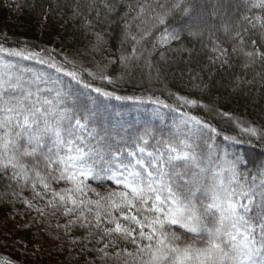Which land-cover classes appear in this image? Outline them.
Instances as JSON below:
<instances>
[{"label": "snow or ice", "instance_id": "snow-or-ice-1", "mask_svg": "<svg viewBox=\"0 0 264 264\" xmlns=\"http://www.w3.org/2000/svg\"><path fill=\"white\" fill-rule=\"evenodd\" d=\"M12 5L56 36L0 30V264H264V0Z\"/></svg>", "mask_w": 264, "mask_h": 264}, {"label": "trees", "instance_id": "trees-1", "mask_svg": "<svg viewBox=\"0 0 264 264\" xmlns=\"http://www.w3.org/2000/svg\"><path fill=\"white\" fill-rule=\"evenodd\" d=\"M31 3V0H19L18 4L26 5ZM12 5L7 0H0V30L7 34L10 39L14 42L12 46H16L17 43L24 40H30L34 44H49L52 40L55 42L56 33L51 29L48 32H42L39 25L37 24V13H29L25 8L24 10L17 12L15 6L5 7V5ZM51 46V45H49ZM39 67V66H37ZM120 94H132L131 91H123ZM159 94V93H157ZM110 106H115V111L121 112H132L135 115L136 105L133 102H122V101H110ZM238 112H254L255 110L247 107L245 101L240 100L234 106ZM248 149L249 151L259 152V148H249L247 145L241 146V151ZM4 211L3 207H0V213ZM3 253H0V257L13 258V254L9 249H3Z\"/></svg>", "mask_w": 264, "mask_h": 264}, {"label": "rangeland", "instance_id": "rangeland-1", "mask_svg": "<svg viewBox=\"0 0 264 264\" xmlns=\"http://www.w3.org/2000/svg\"><path fill=\"white\" fill-rule=\"evenodd\" d=\"M7 2L12 3V0H7ZM15 3L18 4L19 0H15ZM148 107L150 108L151 106H148ZM89 183H93V186H96V184L92 181H89ZM3 251H4L3 249H0V253H3Z\"/></svg>", "mask_w": 264, "mask_h": 264}]
</instances>
